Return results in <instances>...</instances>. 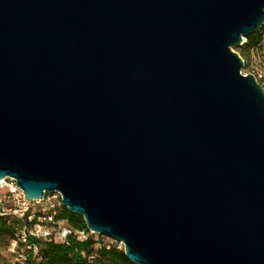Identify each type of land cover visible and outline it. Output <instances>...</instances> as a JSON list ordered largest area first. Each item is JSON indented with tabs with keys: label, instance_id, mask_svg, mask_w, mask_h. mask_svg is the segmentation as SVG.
<instances>
[{
	"label": "water",
	"instance_id": "water-1",
	"mask_svg": "<svg viewBox=\"0 0 264 264\" xmlns=\"http://www.w3.org/2000/svg\"><path fill=\"white\" fill-rule=\"evenodd\" d=\"M264 0H0V180L59 191L135 264H264Z\"/></svg>",
	"mask_w": 264,
	"mask_h": 264
},
{
	"label": "built area",
	"instance_id": "built-area-1",
	"mask_svg": "<svg viewBox=\"0 0 264 264\" xmlns=\"http://www.w3.org/2000/svg\"><path fill=\"white\" fill-rule=\"evenodd\" d=\"M261 32V42L251 49L252 58L248 65L249 71L242 72L245 74L252 73L264 87V52L261 51L262 46H264V27ZM16 184V179L10 176L0 180V216H10L20 223L19 229L9 241V246L14 251L22 250L19 254L22 262L29 261L27 252L32 251L33 255L38 253V247L29 242L31 236L41 240L54 239L62 242L67 241L70 237L81 241L86 240L91 233L97 236H105L93 232L88 227L74 228L66 219H58L57 216L60 214L63 205L59 191L46 192L43 198L30 200L26 198L23 190ZM41 201L43 204H40ZM41 205L45 207V212L40 211ZM97 236L96 239H98ZM105 237H107L104 240L107 247L115 244L118 248L124 249L122 241ZM101 245V241L95 243V247ZM93 257V254L89 256V258Z\"/></svg>",
	"mask_w": 264,
	"mask_h": 264
},
{
	"label": "trees",
	"instance_id": "trees-1",
	"mask_svg": "<svg viewBox=\"0 0 264 264\" xmlns=\"http://www.w3.org/2000/svg\"><path fill=\"white\" fill-rule=\"evenodd\" d=\"M262 40V32L251 33L246 36V40L235 47V50L244 56H249L251 49L256 47ZM41 209V208H40ZM58 219H66L74 228H86L84 218L80 214L71 212L64 205L61 206ZM20 223L10 216H0V245L8 243L19 229ZM91 233L88 239L78 240L70 237L67 241L41 240L33 236L29 237V242L38 247V253L33 255L28 253L29 261H37L36 264H135L130 261L124 249L118 248L115 244L107 247L105 236H97ZM101 241L102 245L95 247V243ZM104 241V242H103ZM93 258H89L90 255Z\"/></svg>",
	"mask_w": 264,
	"mask_h": 264
},
{
	"label": "rangeland",
	"instance_id": "rangeland-1",
	"mask_svg": "<svg viewBox=\"0 0 264 264\" xmlns=\"http://www.w3.org/2000/svg\"><path fill=\"white\" fill-rule=\"evenodd\" d=\"M261 51L264 52V46H262ZM249 54H250L249 56H244V57L240 54L243 57V59L245 60L244 66L242 68L243 72L249 71L248 65H249L251 58H252L251 52ZM40 204H43V201H41ZM40 208H41L40 209L41 212L46 211L44 206H42ZM20 252H22V250H19V251L18 250L17 251L12 250L8 243L0 245V264H36L37 261L22 262V259L19 256Z\"/></svg>",
	"mask_w": 264,
	"mask_h": 264
}]
</instances>
